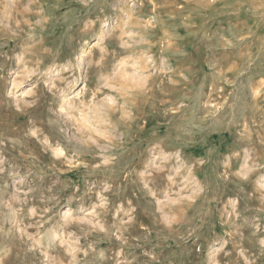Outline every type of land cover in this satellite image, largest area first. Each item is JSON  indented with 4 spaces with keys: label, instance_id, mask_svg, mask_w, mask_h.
Segmentation results:
<instances>
[{
    "label": "rangeland",
    "instance_id": "rangeland-1",
    "mask_svg": "<svg viewBox=\"0 0 264 264\" xmlns=\"http://www.w3.org/2000/svg\"><path fill=\"white\" fill-rule=\"evenodd\" d=\"M0 264H264V0H0Z\"/></svg>",
    "mask_w": 264,
    "mask_h": 264
}]
</instances>
